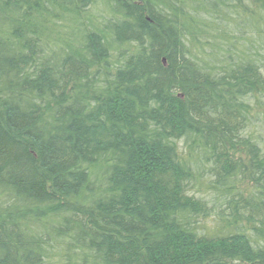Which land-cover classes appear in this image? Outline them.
Here are the masks:
<instances>
[{
	"label": "trees",
	"instance_id": "obj_1",
	"mask_svg": "<svg viewBox=\"0 0 264 264\" xmlns=\"http://www.w3.org/2000/svg\"><path fill=\"white\" fill-rule=\"evenodd\" d=\"M0 264H264V0H0Z\"/></svg>",
	"mask_w": 264,
	"mask_h": 264
}]
</instances>
